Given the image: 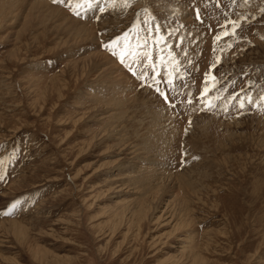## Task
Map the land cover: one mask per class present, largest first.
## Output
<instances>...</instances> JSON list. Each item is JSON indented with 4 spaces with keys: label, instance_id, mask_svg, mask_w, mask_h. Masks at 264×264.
Masks as SVG:
<instances>
[{
    "label": "rangeland",
    "instance_id": "obj_1",
    "mask_svg": "<svg viewBox=\"0 0 264 264\" xmlns=\"http://www.w3.org/2000/svg\"><path fill=\"white\" fill-rule=\"evenodd\" d=\"M0 264H264V0H0Z\"/></svg>",
    "mask_w": 264,
    "mask_h": 264
},
{
    "label": "snow or ice",
    "instance_id": "obj_2",
    "mask_svg": "<svg viewBox=\"0 0 264 264\" xmlns=\"http://www.w3.org/2000/svg\"><path fill=\"white\" fill-rule=\"evenodd\" d=\"M66 0H53V3H65ZM73 11H75V9H73ZM126 38V37H125ZM117 41H113L112 44H116ZM106 49L109 50L110 52H112L113 55H117L116 51L112 48V45H105ZM119 59H120V62L122 64H124V61H125V54L121 53L119 55ZM131 70V69H129ZM133 75H135V73L133 72ZM143 77H141L142 79ZM153 79H155V77H153ZM169 84H171V80H169ZM205 91H207V89H205ZM161 96H163L164 94L163 93H160Z\"/></svg>",
    "mask_w": 264,
    "mask_h": 264
}]
</instances>
